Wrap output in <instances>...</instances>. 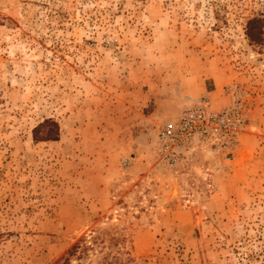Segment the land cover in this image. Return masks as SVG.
<instances>
[{
  "label": "rangeland",
  "instance_id": "obj_1",
  "mask_svg": "<svg viewBox=\"0 0 264 264\" xmlns=\"http://www.w3.org/2000/svg\"><path fill=\"white\" fill-rule=\"evenodd\" d=\"M262 14L264 0H0V264H54L90 236L134 264H264V47L245 36ZM206 75L242 105L238 152L165 168L172 111L149 120L155 98L181 114ZM51 119L58 140L35 142Z\"/></svg>",
  "mask_w": 264,
  "mask_h": 264
},
{
  "label": "built area",
  "instance_id": "obj_2",
  "mask_svg": "<svg viewBox=\"0 0 264 264\" xmlns=\"http://www.w3.org/2000/svg\"><path fill=\"white\" fill-rule=\"evenodd\" d=\"M247 127L240 102L233 101L215 110L205 94L184 109L176 121L161 126L156 143L158 161L174 170L203 151L233 159ZM127 166L125 163L124 167Z\"/></svg>",
  "mask_w": 264,
  "mask_h": 264
},
{
  "label": "trees",
  "instance_id": "obj_3",
  "mask_svg": "<svg viewBox=\"0 0 264 264\" xmlns=\"http://www.w3.org/2000/svg\"><path fill=\"white\" fill-rule=\"evenodd\" d=\"M245 36L250 45L256 48L264 47V14L250 18L245 25ZM58 124L54 120H47L33 129V140L38 143H47L58 140ZM99 254L95 264H134V260L125 253L122 247L110 244L105 245L103 240L95 237L78 239L54 264H85L91 256ZM126 257V259H124ZM91 264V263H88Z\"/></svg>",
  "mask_w": 264,
  "mask_h": 264
},
{
  "label": "crops",
  "instance_id": "obj_4",
  "mask_svg": "<svg viewBox=\"0 0 264 264\" xmlns=\"http://www.w3.org/2000/svg\"><path fill=\"white\" fill-rule=\"evenodd\" d=\"M215 75V73H214ZM214 75H211L210 77H208L206 75V77L201 80L199 78L194 79L191 81V84H193V89L192 92L189 93L188 97H186V102L187 104H189L190 102H192L193 100L197 99L202 93L204 92H208L209 96H210V100H211V104L213 105V108L215 109H219L221 108V106H224L226 104H228V96H226L224 93V87L225 84L223 82V80H219V76L216 77ZM214 82L211 83V80ZM214 89H211L212 87H214ZM195 87H199L198 89H196ZM155 111L154 113H152V118L149 120H153L154 118L158 117V115L160 114V112L162 111V109L164 107L171 109L172 113H171V117L168 118L167 120L165 118H163V122L165 123H171L174 122L178 119L179 115H180V110H181V104L177 101L174 100H164L163 98H155ZM165 120V121H164ZM161 121V122H162ZM163 125V124H162Z\"/></svg>",
  "mask_w": 264,
  "mask_h": 264
}]
</instances>
